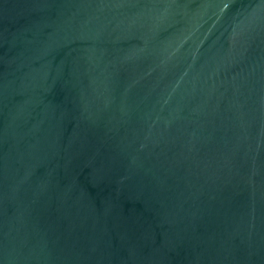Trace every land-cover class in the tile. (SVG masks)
Here are the masks:
<instances>
[{
    "label": "water",
    "instance_id": "95a60500",
    "mask_svg": "<svg viewBox=\"0 0 264 264\" xmlns=\"http://www.w3.org/2000/svg\"><path fill=\"white\" fill-rule=\"evenodd\" d=\"M0 264H264V0H0Z\"/></svg>",
    "mask_w": 264,
    "mask_h": 264
}]
</instances>
